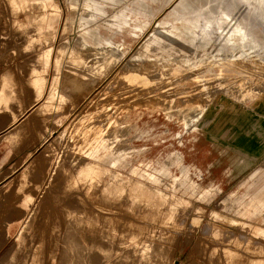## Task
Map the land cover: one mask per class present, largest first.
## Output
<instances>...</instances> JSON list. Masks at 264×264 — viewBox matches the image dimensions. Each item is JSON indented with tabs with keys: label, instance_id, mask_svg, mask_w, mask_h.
I'll list each match as a JSON object with an SVG mask.
<instances>
[{
	"label": "rangeland",
	"instance_id": "obj_1",
	"mask_svg": "<svg viewBox=\"0 0 264 264\" xmlns=\"http://www.w3.org/2000/svg\"><path fill=\"white\" fill-rule=\"evenodd\" d=\"M9 1L0 0V264H39L40 261V264H56L58 260L60 262L59 258H62V252L64 255L61 261L63 262L69 253L68 245H71V242H67L70 241L69 236H75L76 232V235L80 236L81 233L78 231H85L84 225L88 210L85 211L87 207L86 204L84 206V201L86 200L85 203H87V198H89V201H95L96 198L97 200L99 198V204L103 200L102 204L109 206L100 204L104 209L100 208L97 214H99V217L104 215L106 220L103 216L100 217L103 219H92L93 224H96L94 228L98 230V233H94L93 236L97 234L96 236L99 235L100 237L102 234L103 239L101 237L99 239L103 241L105 236H108V239L105 240L106 243L101 241L103 246L100 256L109 253L111 258H116L119 263L122 260L123 262L120 264H128L129 261V264H136L138 256L137 264L139 262L142 264H173V262L176 264H204L206 259L208 264L209 261L211 264H213L212 261H215V264H248L249 262V264H264V204L250 203L252 201L245 203L248 199L244 200L238 197V194L246 190L248 185L253 187L256 184H261L262 179L255 170L258 167L264 168V11L256 9L262 0H34L33 2L31 0V3H27V7L25 5L22 9L19 8V11L23 13L21 15L19 11V13L12 12L14 7ZM4 2H7L8 6ZM31 4L33 5L30 6ZM35 5L39 6L40 9L39 7L36 8ZM91 5H93V8ZM28 6L30 7L29 10ZM35 8L36 10L32 12ZM35 11H39L43 15ZM24 15L26 16L25 19H23ZM9 17L12 22L17 20V23L13 22L12 25ZM19 22H22V24ZM15 24L19 29L14 26ZM38 24L40 25L39 30L35 28ZM236 26L241 27L245 43H247L242 50L237 49L238 34L232 35L229 40L225 38V35L230 33ZM31 28L35 31L33 32ZM45 30H48L46 31L48 33ZM94 30L103 37L109 36L110 40L116 44L123 43L121 49L115 50L118 58L113 65V69L108 72L105 71L102 75L97 74V77L92 78L95 80L94 83H92L91 78L83 80V85L77 81L75 92L74 90L70 92L68 100L66 99L64 103L60 102V104L58 101V103L53 101L52 106L47 105L49 108L46 106L45 110L41 112L42 109L36 105L40 103V99L46 94L53 73H56L58 77V89L60 88L61 77L64 74V65L69 60L65 52L62 55L63 57L60 56V63L56 64L58 67L55 66V60L53 59H55L56 54L54 53H56L55 50L58 46L65 45L67 51L75 46L83 57H86L90 52L89 55L91 56L93 53H103L109 49L103 40L96 44L81 46L84 40H87L88 43L98 40L90 36V33ZM28 31L32 32L29 33ZM28 34H32L33 37L28 36ZM45 36H48L47 39ZM31 45L33 46L32 49ZM23 48H27V51ZM48 48L49 52L47 54L49 56L45 60L43 58H45V52ZM234 53H237L235 55L236 62L244 63L243 68L239 69L233 65L234 62L231 61V57ZM198 56L202 58L198 59ZM2 59L4 62H2ZM30 60L33 62L31 63ZM149 61L150 63H148ZM35 62L37 66L34 64ZM198 63L200 64L198 65ZM147 64H150V66ZM120 66L125 68H122V70ZM147 66H149V70ZM55 69L57 70L55 71ZM125 69H129V72L131 70V72L142 73V76L145 75L149 80L146 88L154 90L151 92V89H146L144 93L145 87L141 83H134V81L130 83L129 79H125L127 78L125 74L128 73ZM118 70H122L123 73L120 71L119 73ZM37 71L40 73L38 74ZM187 71L188 74L185 73ZM152 72L157 75L153 74L154 77H150ZM44 73L47 76V79L45 76L46 82L41 87L38 86L39 83L36 86L33 81L34 77ZM114 74L116 75L114 76ZM117 74L121 75L117 76ZM29 75H31V79ZM28 79L32 82H29L30 85ZM114 80L116 81L114 82ZM105 81L108 83H105ZM117 81L121 83L119 84ZM5 82L7 83L5 84ZM111 82L117 84L113 83V86ZM152 83L154 86H152ZM135 84L137 87H133ZM127 85L130 90L132 88V92L127 88ZM105 86L109 88L106 89ZM77 87L82 88L81 91ZM113 88L116 90H113ZM133 88L136 89L133 90ZM137 88L139 89L137 90ZM127 89L129 90L128 94ZM164 90L166 91L164 92ZM115 91H125L126 93L120 92L123 95L119 96V94H115ZM195 92L196 94H194ZM82 93L84 94L82 95ZM142 93L143 95H141ZM192 93L194 96L191 95ZM151 95L154 100L150 97ZM121 96L129 98V100ZM144 97L147 100L150 99L151 102L147 101L146 98L144 99ZM181 101L185 105L184 108L182 107L179 110L176 105H180ZM61 104L65 105L64 108L63 106L61 108L63 110L60 109ZM74 106L79 109L74 108ZM187 107H192V109L189 110ZM34 108L38 111H35ZM47 108L50 111L46 110ZM166 108H168V111ZM54 109L57 111L56 114ZM58 110H60V113ZM35 112L39 113L36 114ZM40 112L43 115H39ZM44 112L45 114L50 113L47 116L44 115ZM83 112L84 115H82ZM103 119H105V123ZM23 122L24 126H22ZM20 124L21 128L18 127ZM122 130L124 131L122 132ZM106 133L110 135H106ZM177 153L185 167L186 175L182 174V166L176 160ZM87 165H97L102 169L98 174L100 176L95 177V182H93L96 184L92 185L93 189L90 188V191L86 187L88 184L85 185ZM77 181L84 184L81 185V182H79L78 185ZM192 185H196V189L192 188ZM81 186L85 188H81ZM117 187L126 188L124 195L119 193L121 197L117 193ZM95 188H99V191L96 192ZM93 191L96 193L94 194ZM160 192H165L169 198L163 199ZM96 194L100 196H95ZM89 195L91 199L92 197H95V199L91 200ZM130 195L136 196L137 200L139 198L141 204L137 200V202H130V198L127 202V197ZM174 196L181 199V206L179 205V208H177L182 210L180 209V212H178L175 208L178 215L174 212L173 214L168 211L166 213L164 210L169 206L168 204ZM161 199L162 202H165L163 205ZM116 200L121 202L117 204ZM76 201H83L81 202L83 204ZM129 203H134V205L130 207L131 204ZM110 204L111 206L113 204V206L110 207ZM120 204L129 211L119 206ZM145 204L146 206L150 205L149 209L152 206L154 208L150 209L151 211L147 210L148 208L144 211ZM139 206L140 209H138ZM77 207L86 209L83 210L84 212L80 208L77 211ZM156 207L157 210H154ZM109 208L110 210H108ZM111 208L119 209V211H122L120 213L127 218L131 216L128 218L131 220L128 222V219L119 214L118 210L114 209L112 211ZM133 208L137 209V213ZM153 210L158 213L157 216L156 213L154 215ZM85 212L86 215L83 216L82 214H85ZM104 212L105 214L115 215L117 221L113 222L116 219L113 216L110 217V215L108 217L103 214ZM183 212L187 215H184ZM89 214L93 213L89 212ZM136 215H140L144 219ZM167 215H170L169 218L173 216V219H167ZM63 216H65L67 222L63 221ZM175 216L178 217L177 221ZM71 217L73 218L72 222ZM136 217L135 221L134 218ZM120 218V222L124 224L118 222ZM107 219L109 220L107 221ZM112 219L114 220L110 221ZM60 220H62L60 222L61 227L59 226ZM132 220V225H135L133 226L134 229L128 231L131 230L129 227H132L130 224ZM144 220H147V222L145 223ZM158 220H163V222L160 221L161 224H159V222L157 223ZM109 222H113L114 225L118 223V226L115 225L114 229L111 226L113 223ZM119 223L123 226L121 227ZM208 223L214 229L225 234L212 232L209 236H206L202 232ZM143 224L147 225L146 229ZM125 225L130 226L125 227ZM139 225L143 231L144 229L147 232L150 229L152 231L150 230L148 233L140 231L142 235L139 236ZM119 226L121 229L117 228ZM62 227H64L63 230ZM78 227L81 228L78 229ZM67 228L69 232H66ZM170 228H174L171 229L174 231H171ZM55 229L58 233L54 231ZM70 229L72 232L78 230L72 235ZM100 229L103 231H99ZM120 230L125 235H122ZM64 231L68 234L71 233L67 235ZM133 231H136V233L134 234ZM151 234L155 238L151 237ZM212 234L214 238L211 237ZM57 235L61 238L59 236L57 238ZM63 235L65 236L62 237ZM115 235L119 238H116ZM135 235L142 237L139 238ZM199 235L200 237H198ZM235 235L244 238L247 236L245 240L249 237V242L245 243L244 238L237 239L238 236ZM78 236L75 237L78 238ZM147 236H150V238ZM221 237L224 241L229 237L231 238L224 242L221 241ZM65 238L68 240L66 241ZM204 238L206 240H203ZM53 239H55L54 243ZM201 239L202 241H200ZM112 240H115V242ZM125 240H128L129 243ZM137 240L139 248L137 247ZM238 240H241V242ZM215 241L216 244L221 242L223 245L220 243L218 247L213 244ZM116 242H119V245ZM144 242H146V247ZM208 242H210V245L207 244ZM49 243L50 245L53 243V245L50 246ZM54 244H57V246ZM131 244L132 247H130ZM156 244H159L158 248L162 247L159 250L163 255L157 250ZM205 244L208 248H203L206 247ZM60 245H62L63 250H61ZM214 245L218 247L219 251ZM220 245L222 246L220 247ZM246 245L247 247H245ZM249 245L255 249L257 248V250L249 247ZM118 246L122 248L117 249ZM209 247L212 252H210ZM213 247L215 251H213ZM237 247L241 249H238V251ZM234 248L236 249L234 250ZM150 249L157 251L159 255L157 252H154L155 254L151 253L152 250L150 251ZM126 251L132 252L128 254ZM51 252L56 253L55 256H49ZM137 253L138 256H136ZM130 254L132 255L129 256ZM119 255L125 256H122V259L121 256L118 258ZM234 255L236 258H234ZM127 256L129 260L125 259ZM211 258L214 260H209ZM147 259L151 260L148 261ZM163 259L165 260L163 261ZM230 259H232V262ZM117 260L114 264L117 263ZM171 261L173 262L171 263ZM59 262L57 263H65ZM207 263L205 262V264Z\"/></svg>",
	"mask_w": 264,
	"mask_h": 264
},
{
	"label": "bare ground",
	"instance_id": "obj_2",
	"mask_svg": "<svg viewBox=\"0 0 264 264\" xmlns=\"http://www.w3.org/2000/svg\"><path fill=\"white\" fill-rule=\"evenodd\" d=\"M7 1V0H6ZM11 1V3L13 4V7H14V9H13V11L12 12H18L20 9L19 8H23L25 5H26V7H27V3H29L31 0H10ZM9 1V2H10ZM34 0H32V2H33ZM37 1V0H36ZM5 3V2H4ZM31 3V2H30ZM36 3V2H35ZM34 3V4H35ZM9 4V3H8ZM5 5H7V2L5 3ZM33 4H31L30 6H32ZM8 6V5H7ZM41 6V5H40ZM3 7V6H2ZM10 7V6H9ZM8 7V8H9ZM12 7V6H11ZM10 7V8H11ZM29 7V6H28ZM35 7L36 8H38L39 6H36L35 5ZM83 7V6H82ZM91 7L93 8V5H91ZM32 8H34V7H32ZM36 8L35 9H33V11L32 12H34V10H36ZM84 8V7H83ZM30 9V7L28 8V10ZM39 9H40V7H39ZM75 9V8H74ZM85 9V8H84ZM257 10H261V11H264V0H262V2L260 3L259 2V4H258V6H257V8H256ZM32 10V9H31ZM73 10V9H72ZM23 11H24V9H23ZM20 12V11H19ZM18 12V13H19ZM25 12V11H24ZM29 12V11H28ZM31 12V13H32ZM36 13H38L37 11H35ZM72 12V11H71ZM83 12V11H82ZM10 13H11V10H10ZM74 13V12H73ZM3 14V13H2ZM9 14V13H8ZM8 14H7V17H8ZM21 14H23L22 12H20V15ZM34 14V13H33ZM39 14H41V15H43L41 12H39ZM10 15V14H9ZM12 15V14H11ZM40 15V16H41ZM15 16V15H14ZM28 16V15H27ZM11 17H13V16H11ZM20 17V16H19ZM19 17H17V18H19ZM22 17V16H21ZM24 18L23 19H25L26 18V16L24 15L23 16ZM33 17V16H32ZM36 17V16H35ZM4 18V17H3ZM15 18V17H14ZM34 18V17H33ZM32 18V19H33ZM8 19V18H7ZM9 19H10V17H9ZM8 19V20H9ZM30 19V18H29ZM38 19V18H37ZM39 19H40V17H39ZM43 19V18H42ZM41 19V20H42ZM10 21H11V19H10ZM32 22H33V20H31ZM67 21V20H66ZM12 22V21H11ZM14 23L16 22L17 23V20H14L13 21ZM13 22H12V25H13ZM24 22V21H23ZM63 22V21H62ZM20 23V22H19ZM27 23V22H26ZM36 23H37V20H36ZM39 23H40V21H39ZM20 24H22V22L20 23ZM41 24V23H40ZM28 25H29V23H28ZM66 25V24H65ZM9 26V25H8ZM14 26H16V24L14 25ZM32 26V25H31ZM31 26H29V27H31ZM34 26H36V25H34ZM39 24L37 25V27H35V28H37L38 30H39ZM17 27V26H16ZM19 27H20V25H19ZM22 27H23V25H22ZM47 27H49V26H47ZM18 28V27H17ZM28 28V27H27ZM19 29V28H18ZM29 29V28H28ZM31 29H33V28H31ZM47 29V28H46ZM63 29V28H62ZM20 30H21V27H20ZM24 30V29H23ZM49 30V29H48ZM48 30H45V32L46 31H48ZM13 31V30H12ZM26 31V30H25ZM25 31H24V33H25ZM35 31V29H33V32ZM63 31H64V29H63ZM17 32V31H16ZM19 32V31H18ZM29 33H31L30 31H28ZM39 32H41V31H39ZM52 32V31H51ZM46 33H48V32H46ZM49 33H50V31H49ZM23 34V33H22ZM26 34V33H25ZM33 34V33H32ZM32 34H28V36H32ZM36 34V33H35ZM35 34H34V37H35ZM235 34H238V36H237V49H239V50H242L246 45H247V43H245V40H244V34H243V31L241 30V27H235L230 33H228L227 35H225V38L227 39V40H229V38H231V36L233 35V36H235ZM51 35V34H50ZM26 36V35H25ZM39 36V35H38ZM40 36H42V35H40ZM90 36H93L95 39L97 38L98 40L96 41H92L91 43H88V41L87 40H84L83 42H82V44H81V46H87L88 44H96V43H98L100 40H103L104 41V43L108 46V50L107 51H104L103 53H93V54H91V56L89 55H87L86 57L84 56H81V54H79V51L76 49V47L75 46H72L71 48H69L68 49V51L66 50V46L64 45V46H56L57 47V49L55 50L56 51V53H54V54H56V56H55V59H53V60H55V66H57L56 64H59L60 63V56H62L65 52H66V54L68 55V62L64 65V69H63V72H64V74L62 75V77H61V80H60V88H58L57 89V87H58V77H57V75H56V73L54 74L53 73V77L51 78V81H50V83H49V87L47 88V90H46V94L44 95V96H42V98L40 99L41 101H40V103L39 104H37L36 106L38 107V108H40V109H42V111L41 112H43L44 110H45V108H46V106L47 105H49V107L50 106H52V104L54 103L53 101H55V102H59V104H60V102L61 103H64V101L68 98V97H70L69 95H70V92H72V90H74L75 89V84H76V82L78 81V82H80L79 84H81V85H83V80H85V79H92L93 77H97V74H100V75H102V74H104L105 73V71H109V70H112L113 69V65L115 64V62H116V60H117V58H118V55H117V53L115 52V50H118V49H121V46L123 45V43H114V42H112L111 40H110V37L109 36H107V37H103L101 34H99L98 32H95V30L93 31V32H91L90 33ZM11 37V36H10ZM33 37V36H32ZM46 37H48V36H45V38ZM51 37H52V35H51ZM15 38V37H14ZM27 38H29V37H27ZM37 38V37H36ZM40 38V37H39ZM43 38V37H42ZM50 38V37H49ZM10 39V38H9ZM16 39V38H15ZM20 39H21V37H20ZM31 39H33V38H31ZM47 39V38H46ZM23 40V39H22ZM21 40V41H22ZM12 41V40H11ZM17 41V40H16ZM24 41V40H23ZM25 41H26V39H25ZM32 41V40H31ZM48 41V40H47ZM10 42V41H9ZM29 42V41H28ZM52 42V41H51ZM22 43V42H21ZM31 43V42H30ZM33 43H34V41H33ZM43 43H44V41H43ZM42 43V44H43ZM77 43V42H76ZM11 44V43H10ZM15 44V43H14ZM14 44H12V45H14ZM35 44H36V40H35ZM34 44V45H35ZM41 44V45H42ZM61 44V43H60ZM250 44V43H249ZM11 45V46H12ZM17 45V44H16ZM27 45V44H26ZM8 46V45H7ZM32 46V45H31ZM250 46V45H249ZM27 47V46H26ZM21 48V47H20ZM28 48H30V47H28ZM33 48V46L31 47V49ZM87 49H88V47H86ZM23 49H25V48H23ZM27 49V48H26ZM25 49V50H26ZM94 49V48H93ZM21 50H22V48H21ZM46 50V49H45ZM84 50L85 51H87L85 48H84ZM151 50V49H150ZM6 51H7V49H6ZM16 51H18V50H16ZM27 51V50H26ZM44 51V50H43ZM90 51H91V49H90ZM97 51V50H96ZM32 52V51H31ZM49 52V48H48V50L45 52L46 54H45V58H43V59H48V53ZM81 52V51H80ZM120 52V51H119ZM16 53H18V52H16ZM21 53V52H20ZM25 53H27V52H25ZM41 53V52H40ZM139 54V53H138ZM237 53H234L233 55H232V57H231V61H233L234 63H233V65L236 67V68H239V69H241V68H243V66H244V63H239V62H236L237 60H235L236 58H235V55H236ZM16 56V55H15ZM18 56V55H17ZM33 56V55H32ZM6 57V56H5ZM28 57V56H27ZM31 57V56H30ZM35 57V56H34ZM33 57V58H34ZM38 57V56H37ZM40 57V56H39ZM63 57V56H62ZM134 57V56H133ZM138 57V56H137ZM156 57H158L157 55H156ZM196 57V56H195ZM239 57V56H238ZM135 58H136V56H135ZM142 58V57H141ZM198 59L199 58H202L201 56H198L197 57ZM205 58H207V57H205ZM240 58V57H239ZM15 59V58H14ZM38 59V58H37ZM130 59V58H129ZM151 59V58H150ZM208 60H210L209 58H207ZM3 60V59H2ZM22 60V59H21ZM122 60V59H121ZM158 60V59H157ZM220 60V59H219ZM26 61V60H25ZM24 61V62H25ZM35 61V60H34ZM52 61V60H51ZM147 61V60H146ZM159 61H161L160 59H159ZM178 61V60H177ZM2 62H4V60L2 61ZM20 62V61H19ZM30 62H31V60H30ZM33 62V61H32ZM31 62V63H32ZM122 62V61H121ZM128 62V61H127ZM143 62V61H142ZM141 62V63H142ZM16 63V62H15ZM18 63V62H17ZM27 63V62H26ZM25 63V64H26ZM119 63V62H118ZM148 63H150V61L148 62ZM191 63V62H190ZM19 64V63H18ZM36 66H37V63L35 62L34 63ZM127 64V63H126ZM125 64V65H126ZM131 64V63H130ZM189 64V63H188ZM197 64V63H196ZM200 63H198V65H199ZM32 65V64H31ZM39 65V64H38ZM52 65H54L53 63H52ZM119 65V64H118ZM133 65H134V63H133ZM147 65H149L150 66V64H147ZM153 65V64H152ZM155 65V64H154ZM28 66V65H27ZM30 66V65H29ZM33 66V65H32ZM127 66V65H126ZM128 66H130V65H128ZM137 66V65H136ZM144 66V65H143ZM149 66H147V68L149 67ZM8 67V66H7ZM21 67H22V65H21ZM24 67V66H23ZM41 67V66H40ZM58 67V66H57ZM164 67V66H163ZM1 68H4V67H1ZM13 68V67H12ZM18 68H19V66H18ZM35 68V67H34ZM39 68V67H38ZM42 68V67H41ZM120 68H121V66H120ZM123 69L125 68L124 66L122 67ZM121 68V69H122ZM131 68V67H130ZM129 68V69H130ZM133 68V67H132ZM5 69V68H4ZM30 69H31V67H30ZM36 69V68H35ZM44 69V68H43ZM122 69V70H123ZM128 69V70H129ZM143 69V68H142ZM192 69V68H191ZM14 70V69H13ZM37 70V69H36ZM39 70V69H38ZM57 69H55V71H56ZM122 70L120 71V70H118V72L120 71V72H122ZM128 70H126L125 69V71H128ZM148 70H149V68H148ZM163 70V69H162ZM169 70V69H168ZM250 70V69H249ZM21 71H23V70H21ZM34 71V70H33ZM33 71H32V73H33ZM43 71V70H42ZM41 71V72H42ZM45 71V70H44ZM133 71V70H132ZM151 71H155V70H151ZM158 71V70H157ZM166 71V70H165ZM14 72V71H13ZM26 72H27V69H26ZM31 72V71H30ZM38 72V71H37ZM112 72V71H111ZM119 72V73H120ZM142 72V71H141ZM147 72H149V71H147ZM29 73V72H28ZM40 72H38V74H39ZM51 73H52V71H51ZM118 73V74H119ZM123 73V72H122ZM121 73V74H122ZM131 73V74H130ZM185 73H187L188 74V71L187 72H185ZM184 73V74H185ZM190 73V72H189ZM192 73V72H191ZM250 73V72H249ZM37 74V73H36ZM48 74V73H47ZM117 74V76H120V75H118ZM129 74V75H128ZM142 73H137V71H134V72H131V70H130V72L128 71V73L126 72V74H125V76H127V78H125V79H129V81H130V83L132 82V81H134V83H136V82H138V83H141L145 88H144V93H145V90L147 89H151V88H146V85H148V81L149 80H147V77H145V75L144 76H142L141 75ZM145 74V73H144ZM147 74V73H146ZM152 75L150 76V77H154V75L153 74H156V73H154V72H152L151 73ZM168 74V73H167ZM184 74H183V76H184ZM264 74V73H263ZM32 75V74H31ZM31 75H29V78L31 77ZM116 74H114V76H115ZM157 75V74H156ZM155 75V76H156ZM186 75V74H185ZM26 76H28V75H26ZM45 76H46V74L44 73V74H40V75H36V77H34V79H33V81H34V83L36 84V86H37V83H39L38 84V86H40L41 87V85H43V83L44 82H46L45 81ZM109 76V75H108ZM113 76V77H114ZM159 76V75H158ZM258 76V75H257ZM101 77V76H100ZM78 78V79H77ZM106 78V77H105ZM119 78V77H118ZM31 79V78H30ZM46 79H47V76H46ZM110 79V78H109ZM111 79H112V77H111ZM150 80H152L151 78H149ZM167 79V78H166ZM177 79V78H176ZM29 80V79H28ZM27 80V81H28ZM99 80V79H98ZM116 80H117V78H116ZM116 80H114V82L116 81ZM120 80H123V79H120ZM126 80V81H127ZM170 80V79H169ZM6 81V80H5ZM91 81H93L92 83H94V81L95 80H91ZM111 81V80H110ZM172 81V80H171ZM247 82H248V80H246ZM254 81V80H253ZM8 82V81H7ZM7 82H5V84L7 83ZM29 82H31V80H29L28 81V84L30 85V83ZM102 82H104V81H102ZM114 82H111L112 83V85L114 86ZM123 82V81H122ZM128 82V81H127ZM164 82V81H163ZM166 82H167V80H166ZM165 82V83H166ZM264 82V81H263ZM32 83V82H31ZM96 83L98 84V82L96 81ZM105 83H108V82H106L105 81ZM114 83V84H113ZM117 83H119V81H117ZM116 83V84H117ZM121 83V82H120ZM119 83V84H120ZM164 83V84H165ZM243 83H245L244 81H243ZM250 83V82H249ZM249 83H247V84H249ZM9 84V83H8ZM48 84V83H47ZM115 84V85H116ZM140 84V85H141ZM153 84V83H152ZM13 85V84H12ZM45 85V84H44ZM112 85H111V88H112ZM139 85V86H140ZM158 85V84H157ZM161 85V84H160ZM166 85V84H165ZM164 85V86H165ZM4 86V85H3ZM9 86V85H8ZM31 86H33V85H31ZM46 86V85H45ZM94 86V85H93ZM107 86V85H106ZM105 86V87H106ZM118 86H120V85H118ZM124 86V85H123ZM131 86V85H130ZM142 86V87H143ZM152 86H154V84L152 85ZM7 87V86H6ZM34 87V86H33ZM43 87V86H42ZM81 87V86H80ZM98 87V86H97ZM100 87V86H99ZM104 87V88H105ZM133 87H137V85L135 84V86H133ZM149 87H151V86H149ZM159 87H161V86H159ZM32 88V87H31ZM45 88V87H44ZM78 88V87H77ZM76 88V89H77ZM109 88V87H108ZM107 87H106V89H108ZM116 88V87H115ZM115 88H113V90L115 89ZM118 88H121V87H118ZM117 88V89H118ZM123 88V87H122ZM125 88V87H124ZM127 88L129 89V86L127 85ZM157 88V87H156ZM155 88V89H156ZM232 88V87H231ZM36 89V88H35ZM34 89V92L36 91ZM79 89V88H78ZM78 89H77V93H78ZM82 89V88H81ZM81 89H79L80 91H81ZM127 89V94H128V92H129V90ZM136 89V88H135ZM134 88H133V90H135ZM139 88H137V90H138ZM142 89V88H141ZM158 89V88H157ZM202 89V88H201ZM91 90H92V88H91ZM97 90V89H96ZM105 90V89H104ZM112 90V89H111ZM116 90V89H115ZM118 90H120V89H118ZM125 90V89H124ZM131 90H132V88H131ZM130 90V92H132ZM152 90H154V89H151V92H152ZM260 90V89H259ZM263 90V89H262ZM44 91V90H43ZM79 91V92H80ZM95 91V90H94ZM102 91V90H101ZM126 91V90H125ZM125 91H120V92H124V94L126 93ZM139 91H141V90H139ZM166 90H164V92H165ZM173 91V90H172ZM194 91H196V90H194ZM74 92H75V90H74ZM93 92V91H92ZM108 92H109V90H108ZM116 92V91H115ZM120 92H116L115 94H119V96L120 95H123V94H120ZM137 92V91H136ZM163 92V91H162ZM191 92V91H190ZM199 92V91H198ZM36 93V92H35ZM39 93V92H38ZM43 93V92H42ZM84 93L86 94V92L84 91ZM84 93H82V95L84 94ZM94 93V92H93ZM150 93V92H149ZM158 93V92H157ZM172 93V92H171ZM72 94V93H71ZM74 94V93H73ZM72 94V95H73ZM99 94V93H98ZM100 94H102V92H100ZM99 94V96H101ZM134 94V93H133ZM137 94H138V92H137ZM136 94V95H137ZM154 94H156V93H154ZM162 94V93H161ZM166 94V93H165ZM194 94H196V92L194 93ZM198 94V93H197ZM199 94H201V93H199ZM37 95V94H36ZM40 95V94H39ZM71 95V96H72ZM90 95H92V94H90ZM96 96H97V94H95ZM140 95V94H139ZM141 95H143V93L141 94ZM146 95V94H145ZM160 95V94H159ZM164 95V94H163ZM191 95H193V93L191 94ZM202 95V94H201ZM35 96V95H34ZM80 96V95H79ZM96 96H95V99H96ZM108 96V95H107ZM106 96V97H107ZM117 96V95H116ZM131 96V95H130ZM155 96V95H154ZM187 96H189V95H187ZM194 96V95H193ZM76 97V96H75ZM86 97V96H85ZM88 97V96H87ZM86 97V98H87ZM104 97V96H103ZM102 97V98H103ZM121 97H124V96H121ZM132 97H134L133 95H132ZM140 97V96H139ZM150 97H152V95L150 96ZM178 97V96H177ZM35 98V97H34ZM74 98V97H73ZM83 98V97H82ZM102 98H100V99H102ZM125 99H128L129 100V98H126V97H124ZM146 97H144V99H145ZM158 98H159V96H158ZM158 98H157V100H158ZM176 98V97H175ZM174 98V99H175ZM85 99V98H84ZM95 99H93V100H95ZM99 99V100H100ZM113 99V98H112ZM120 99H122V98H120ZM137 99V98H136ZM152 99H153V97H152ZM151 99V100H152ZM155 99H156V97H155ZM190 99V98H189ZM188 99V100H189ZM193 99H195L194 97H193ZM35 100V99H34ZM68 100V99H67ZM70 100V99H69ZM82 100V99H81ZM103 100V99H102ZM107 100V99H106ZM118 100V99H117ZM127 100V101H128ZM146 100H147V98H146ZM149 101H150V99H148ZM147 100V101H148ZM154 100V99H153ZM179 100H180V98H179ZM71 101V100H70ZM112 101H114V100H112ZM121 101V100H120ZM123 101V100H122ZM125 101V100H124ZM123 101V102H124ZM177 101V100H176ZM185 101V100H184ZM36 102V101H35ZM34 102V103H35ZM53 102V103H52ZM57 102V103H58ZM66 102H69V101H66ZM73 102H76V101H73ZM100 102V101H99ZM151 102V101H150ZM156 103H157V101H155ZM159 102V101H158ZM162 102V101H161ZM193 102V101H192ZM52 103V104H51ZM71 103V102H70ZM85 103V102H84ZM92 103V102H91ZM97 103V102H96ZM102 103V102H101ZM167 103H168V101H167ZM171 103H172V101H171ZM32 104V103H31ZM30 104V105H31ZM73 104V103H72ZM75 104V103H74ZM141 104H142V102H141ZM180 105H176L178 108H179V110H180V108L182 109V107L185 105V103L183 102V101H181L180 103H179ZM56 105V104H55ZM65 105H66V103H65ZM65 105H62L61 104V107H60V109L62 108V106H63V108H64V106ZM82 105H83V103H82ZM90 105H92V104H90ZM166 105V104H165ZM58 106V105H57ZM84 106H85V104H84ZM167 106V105H166ZM190 106V105H189ZM28 107V106H27ZM33 107H35V106H33ZM48 107V106H47ZM48 107V108H49ZM80 107H82V106H80ZM186 107V106H185ZM193 107V106H192ZM192 107H187L189 110L190 109H192ZM48 108L46 109V110H48ZM74 108H77V109H79L78 107H75L74 106ZM184 108V107H183ZM186 108V109H187ZM86 109V108H85ZM167 109V111H168V108H166ZM34 110H35V108H34ZM37 111H38V109H36ZM35 110V111H36ZM51 110H52V108H51ZM55 110V114H56V109H54ZM61 110H63V109H61ZM71 110V109H70ZM73 110V109H72ZM33 111V110H32ZM48 111H50V109L48 110ZM59 111V113H60V110H58ZM102 111V110H101ZM188 111V110H187ZM23 112V111H22ZM34 112V111H33ZM40 112V113H41ZM71 112V111H70ZM36 113V112H35ZM39 113V112H38ZM38 113H36V114H38ZM50 113V112H49ZM49 113H47V114H49ZM65 113V112H64ZM29 114V113H28ZM27 114V115H28ZM33 114V113H32ZM47 114H45V112H44V115H47ZM101 114V113H100ZM33 115H35V114H33ZM39 115H43L42 113L41 114H39ZM82 115H84V112H83V114ZM48 116V115H47ZM56 116V115H55ZM60 116V115H59ZM86 116V115H85ZM100 116V115H99ZM101 116H102V114H101ZM44 117V116H43ZM46 117V116H45ZM50 117V116H49ZM84 117V116H83ZM115 117V116H114ZM122 117V116H121ZM47 118V117H46ZM116 118V117H115ZM23 119H24V117H23ZM19 120V119H18ZM100 120V119H99ZM104 120V123H105V119H103ZM118 120V119H117ZM101 121V120H100ZM78 122V121H77ZM99 122V121H98ZM121 122V121H120ZM73 123V122H72ZM76 123V122H75ZM102 123H103V121H102ZM17 124V123H16ZM23 125L22 126H24V122L22 123ZM99 124V123H98ZM18 125V124H17ZM112 125V124H111ZM70 126V125H69ZM11 127H13V126H11ZM16 127V126H15ZM18 127H20L21 128V124H20V126H18ZM125 127H127V126H125ZM19 129V128H18ZM124 129H126V128H124ZM8 131H9V129H7ZM11 130V129H10ZM15 130V129H14ZM14 130H12L13 132H14ZM71 131V130H70ZM120 131V130H119ZM124 130H122V132H123ZM5 132V131H4ZM16 132V131H15ZM20 132V131H19ZM107 132V131H106ZM127 132V131H126ZM109 133H110V131H109ZM108 133V134H109ZM113 133V132H112ZM3 134H5V133H3ZM2 134V135H3ZM13 135L15 134V133H12ZM17 134V133H16ZM107 133H106V135H108ZM111 134V133H110ZM109 134V135H110ZM122 134V133H121ZM90 135V134H89ZM1 136V135H0ZM118 136V135H117ZM13 137V136H12ZM120 137V136H119ZM2 138V137H1ZM50 140V139H49ZM54 141V140H53ZM113 141V140H112ZM54 144V143H53ZM107 145V144H106ZM121 145H122V143H121ZM127 145V144H126ZM123 147H124V145H123ZM57 149V148H56ZM47 151V150H46ZM176 160H177V162H178V164L180 165V166H182L181 167V171H182V174L183 175H186V170H185V167L183 166V164H182V162H181V158H180V156L178 155V153H177V155H176ZM87 163V162H86ZM176 165V164H175ZM76 167V166H75ZM86 168V167H85ZM103 168V167H102ZM83 169V168H82ZM77 170V169H76ZM101 167H99V166H97V165H87V168H86V175H85V179H86V182H85V185L86 184H88L86 187H87V190L88 191H90L91 189L90 188H92L93 189V187H92V185L94 184H96V183H94L95 182V177L98 175V174H100V172H101ZM75 171V170H74ZM77 173V172H76ZM106 174H107V172H106ZM111 174V173H110ZM109 174V175H110ZM60 175V174H59ZM112 175V174H111ZM111 175H110V177H111ZM98 176H100V175H98ZM97 176V177H98ZM102 177V176H101ZM101 177H100V179H101ZM74 178H76V177H74ZM102 178H104V177H102ZM99 179V180H100ZM108 179H111V178H108ZM79 180V179H78ZM106 180V179H105ZM132 180V179H131ZM85 181V180H84ZM94 181V182H93ZM78 182V185L80 184L79 182H81V181H77ZM101 182H102V180H101ZM130 182H132V181H130ZM72 183V182H71ZM103 183V182H102ZM84 183H82L81 182V185H83ZM99 184V183H98ZM77 184H76V186H78ZM84 185V186H85ZM93 185V186H94ZM121 185V184H120ZM148 185V184H147ZM76 186H75V188H76ZM109 186V185H108ZM143 186V185H142ZM149 186V185H148ZM147 186V187H148ZM80 187V186H79ZM83 186H81V188H82ZM100 187V186H99ZM126 187H127V185H126ZM150 187V186H149ZM152 187V186H151ZM81 188H79V189H81ZM83 188H85V187H83ZM118 189V194L120 193V194H123L124 192H125V190H126V188L125 187H117ZM128 188V187H127ZM192 188H194V189H196V185H192ZM90 189V190H89ZM96 189V188H95ZM99 189V188H98ZM98 189H96L95 191L97 192V191H99ZM85 191H86V189H84ZM152 190V189H151ZM153 190H155V189H153ZM75 191V190H74ZM81 191V190H80ZM87 191V192H88ZM95 191H93L94 192V194L96 193ZM127 192V191H126ZM137 192V191H136ZM128 193V192H127ZM127 193H125L126 195H127ZM140 193V192H139ZM77 194H79V193H77ZM82 194V193H81ZM89 194H90V192H89ZM93 193H91V195H92ZM94 194H93V196H94ZM100 194V193H99ZM98 194V195H99ZM115 194V193H114ZM119 194V195H120ZM133 194V193H132ZM160 194H161V196L163 197V199H166L167 197H168V195L164 192H160ZM170 194V193H169ZM84 195H87V194H84ZM83 195V196H84ZM97 194L95 195V196H98ZM124 195V194H123ZM138 195V194H137ZM174 195V194H173ZM100 196V195H99ZM116 196H118V195H116ZM128 196V195H127ZM130 196H132V197H130ZM129 197H127L126 199H127V202L129 201V198L131 199V201L130 202H134V201H136L137 200V197L136 196H134V195H130ZM140 196V195H139ZM88 197V196H87ZM87 197H85V198H87ZM89 197H90V195H89ZM119 197H121V195L119 196ZM161 197V198H162ZM83 198V197H82ZM93 198L95 199V197H92V199H91V197H90V199L91 200H93ZM118 198V197H117ZM169 198V197H168ZM88 199V201H87V203H85V201H84V206H85V204H86V207H87V209L86 208H84V209H86L85 211L87 212V210H88V213H87V215H86V212H85V214L83 213L82 215L83 216H85L86 215V223H85V231L83 232H81V231H78V232H80L81 233V235L80 236H78V234L76 235V231L79 229V228H81V227H78V229L75 231V232H72V230H71V232H72V235H73V233H75V236H78V238H76L75 236H69V238L68 239H70V241H67L68 239H66L65 238V240L67 241V242H71L70 244L71 245H68V243H67V245L69 246H67L69 249V253L66 255L67 257H65L66 259H64V261L63 262H65L64 264H114L115 262H116V258H111V254H104L103 256H102V254H101V256H100V253H101V250H102V243H104V241L105 240H107L108 239V236H105L104 234V232H106V231H104L103 233V237L105 236V240L103 241L102 239V234H101V238L102 239H99L100 237H99V235L98 236H96L97 234H95V236H93L94 235V233H98V230H96V228H94V225H96L95 223L93 224V221H92V219H98V218H100L101 216H103V218L105 217L104 215H101L100 217H99V214H97V212H99L100 211V208H102V209H104L103 208V206H100V204H102V201L103 200H101V203L99 204V198H98V200H97V198L95 199V201L93 200V201H89V198H87ZM104 199V198H103ZM109 199V198H108ZM120 199V198H119ZM122 199V198H121ZM80 200H82V199H80ZM84 200V199H83ZM112 200V199H111ZM124 200H125V198H124ZM168 200V199H167ZM170 200V199H169ZM110 201V200H109ZM114 201V200H113ZM123 201V200H122ZM137 201H139V198H138V200ZM136 201V202H137ZM164 201V200H163ZM72 202V201H71ZM75 202V201H74ZM77 202V201H76ZM78 202H83V201H78ZM77 202V203H78ZM115 202V201H114ZM119 202V201H118ZM117 202V200H116V203L117 204H119ZM125 202V201H124ZM127 202H125V203H127ZM142 202V201H141ZM79 203V204H80ZM104 203V202H103ZM107 203H108V201H107ZM109 203H111V202H109ZM144 203V202H143ZM142 203V204H143ZM161 203H162V205L165 203V202H162V199H161ZM180 203H181V199H180V197H177V196H174V197H172V199H171V201L169 202V206H167L166 208H167V210H166V208L164 209L165 210V212L166 213H168V212H172V214H173V212L174 213H176L175 212V208H177L179 205H180ZM81 204H83V203H81ZM123 204V203H122ZM129 204H131V203H129ZM138 204V203H137ZM139 204H141L140 203V201H139ZM138 204V205H139ZM185 204V203H184ZM73 205V207H74V204H72ZM75 205H77V204H75ZM102 205H105V204H102ZM109 205V204H108ZM128 205V204H127ZM132 205H134V203L133 204H131L130 205V207L132 206ZM137 205V206H138ZM151 205H154V204H151ZM69 206V205H68ZM80 206V205H79ZM105 206H107V204L105 205ZM112 206H113V204H112ZM111 206V204H110V207H112ZM114 206H115V204H114ZM119 206H121V204L119 205ZM125 206V205H124ZM135 206H136V203H135ZM141 206V205H140ZM138 207V209H140L141 207ZM145 206H146V204H145ZM150 206V205H149ZM149 206H146V207H144L143 209H145L144 211H146V209L147 210H150V209H152V208H154L153 206H152V208H150L149 209ZM156 206V205H155ZM160 206V205H159ZM181 206V205H180ZM71 208H72V206H70ZM69 207V208H70ZM82 207V206H81ZM81 207H77V211H79L78 209L80 208L81 209ZM107 207H109V206H107ZM118 207V206H117ZM122 207V206H121ZM127 207H129V206H127ZM157 207H158V204H157ZM157 207H156V209H154V210H157ZM162 206H160V208H161ZM218 207V206H217ZM68 208V207H67ZM68 208V209H69ZM70 208V209H71ZM75 208V207H74ZM122 208H124L125 209V207H122ZM121 208V209H122ZM136 208V207H135ZM179 208V207H178ZM176 209V210H178V212H180L179 210L181 209ZM84 209H81L82 211L84 210ZM106 209V208H105ZM112 209V208H111ZM115 209V208H114ZM114 209H112V211L114 210ZM134 209V208H133ZM132 209V210H133ZM162 209H163V207H162ZM185 209V208H184ZM80 210V212H82ZM108 210H110V208L108 209ZM116 210V209H115ZM118 210V212H119V214H121L120 212H122V211H119V209H117ZM116 210V211H117ZM123 210V209H122ZM125 210H127V209H125ZM135 210V209H134ZM133 210V211H134ZM154 210H153V213H154V215H155V213L156 212H154ZM164 210H163V212H164ZM174 210V211H173ZM182 210V209H181ZM196 210V209H195ZM72 211V210H71ZM71 211H70V213H71ZM75 211V210H74ZM115 211V212H116ZM127 211H129V210H127ZM127 211H125V212H127ZM137 211V209L135 210V212ZM139 211V210H138ZM141 211H143V210H141ZM151 211V210H150ZM150 211H148V212H150ZM162 211V210H161ZM160 211V212H161ZM168 211V212H167ZM201 211H203V210H201ZM257 211V210H256ZM84 212V211H83ZM89 212H91V213H93V214H89ZM108 212V211H107ZM106 212V213H107ZM159 212V213H160ZM165 212H164V214H165ZM185 212V211H184ZM184 212H183V214H184ZM189 212V211H188ZM196 212V211H195ZM110 213V212H109ZM124 213V212H123ZM129 213V212H128ZM137 213V212H136ZM135 213V214H136ZM143 213V212H142ZM152 213V212H151ZM162 213V212H161ZM160 213V214H161ZM187 213V212H186ZM199 213H200V211H199ZM66 214V213H65ZM76 214V213H75ZM97 214V215H96ZM100 214H101V212H100ZM103 214H105V212L103 213ZM113 214V213H112ZM114 214H117V213H114ZM130 215H131V213H129ZM129 214H128V216H129ZM139 214V213H138ZM145 214V213H144ZM164 214H163V217H164ZM171 214V213H170ZM177 215H178V213H176ZM182 214V213H181ZM182 214V215H183ZM202 214V213H201ZM105 215H110V214H105ZM122 215V214H121ZM127 215V214H126ZM132 215H133V213H132ZM141 215V214H140ZM140 215L138 216V215H136L137 217H139V218H141L140 217ZM153 215V216H154ZM158 215V213H156V216ZM184 215H187V214H184ZM66 216V215H65ZM65 216H63V218L65 217ZM76 216V215H75ZM74 216V217H75ZM111 216H113V215H110V217ZM115 216V215H114ZM113 216V218H115ZM122 216H124V214L122 215ZM168 216V218L167 219H169V220H171V219H173V216H172V218L170 219L169 218V216L170 215H167ZM79 217V216H78ZM109 217V216H108ZM107 217V218H108ZM117 217H118V215H117ZM125 218H127L126 216H124ZM131 216H129L128 218H130ZM137 217L136 218H134V220L135 219H137ZM166 217V216H165ZM177 216H175V218H176ZM77 218V217H76ZM84 218V217H83ZM103 218H100V219H103ZM127 218V219H128ZM143 218V217H142ZM72 217H71V222H72ZM79 219H80V217H79ZM99 219V220H100ZM109 219H111V218H109ZM109 219H107V221L109 220ZM116 219V218H115ZM118 219H119V217H118ZM123 219V218H122ZM144 219V218H143ZM142 219V220H143ZM154 219V218H153ZM157 219V218H156ZM164 219V218H163ZM167 219H165V220H167ZM177 219H178V217L176 218V221H177ZM99 220H97V221H99ZM105 220H106V217H105ZM105 220H103V221H105ZM114 219H112V220H110V221H113ZM131 219H128V222L130 221ZM168 220V221H169ZM63 221H66L65 220V218H64V220ZM69 221V220H68ZM84 221V220H83ZM101 221V220H100ZM115 221H117V219L116 220H114L113 222H115ZM121 221V218H120V220L118 221V222H120ZM126 220L124 219V222H125ZM136 221V220H135ZM145 221V220H144ZM143 221V222H144ZM160 221L161 220H158L157 221V223L159 222V224H161L160 223ZM175 221V222H176ZM60 222H62V220H60L59 221V226H60ZM67 222V221H66ZM106 222V221H105ZM113 222H109V223H113ZM133 220L130 222V224H131V226L132 227H129L130 225H127L129 228H131V230H128V231H132L134 228H133V226H135V225H132L133 223ZM138 222V221H137ZM140 222V221H139ZM142 222V223H143ZM147 222V220L145 221V223ZM161 222H163V220L161 221ZM165 222H167V221H165ZM172 222H174V220H172ZM56 223H57V221H56ZM73 223H75V222H73ZM99 223V222H98ZM101 223H102V221H101ZM121 224H124L123 222H120ZM119 223V224H120ZM169 223H171V222H169ZM180 223H181V221H180ZM70 224V223H69ZM105 224V223H104ZM121 224H120V226H121ZM129 224V223H128ZM147 224H149V223H147ZM163 224V223H162ZM70 225H72V224H70ZM69 225V226H70ZM82 225H83V223H82ZM102 225V224H101ZM106 226H107V224H105ZM104 225V226H105ZM113 225H114V223H113ZM113 225H111L114 229H115V225L113 226ZM138 225V224H137ZM144 225V224H143ZM154 225V224H153ZM153 225H152V228H153ZM167 225V224H166ZM177 225V224H176ZM68 226V225H67ZM98 226V225H97ZM97 226H95V227H97ZM111 226H109L110 228H112ZM116 226H118V223H117V225ZM117 227V228H119V229H121V227L123 226H121V227ZM126 225H125V227H127ZM145 226V225H144ZM143 226V227H144ZM147 226V225H146ZM146 226H145V229H146ZM151 226V225H150ZM180 226V225H179ZM182 226V225H181ZM180 226V227H181ZM61 227V226H60ZM71 227V226H70ZM69 227V228H70ZM74 227H76V226H74ZM74 227H73V229H74ZM99 227V226H98ZM98 227H97V229H98ZM108 227V226H107ZM137 227V226H136ZM135 227V229H137ZM159 227V226H158ZM163 227V226H162ZM174 227V226H173ZM178 227V226H177ZM184 227V226H183ZM202 227V226H201ZM234 227V226H233ZM247 227V226H246ZM63 228L64 227H62V230H63ZM72 228V227H71ZM116 228V230H118ZM139 228H140V230H139V236L140 235H142L141 234V232L143 231L141 228L142 227H140V225H139ZM148 228V227H147ZM150 228V227H149ZM148 228V229H149ZM166 228V227H165ZM192 228V227H191ZM204 228V227H203ZM66 229V228H65ZM102 229V228H101ZM101 229L99 230V231H101ZM124 230L126 229V228H123ZM122 229V230H123ZM145 229H144V231L142 232V233H144V232H146V233H148L150 230L152 231V229H150V230H148V232H147V230L145 231ZM171 229H174V228H170V230ZM178 229V228H177ZM246 229V228H245ZM68 230V231H67ZM67 230H66V232H69V229L67 228ZM104 230H105V228H104ZM138 230V229H137ZM165 230H168V229H165ZM221 230V229H220ZM223 230V229H222ZM249 230V229H248ZM251 230V229H250ZM249 230V231H250ZM56 233H58L57 231H56V229L54 230ZM97 231V232H96ZM103 231V230H102ZM101 231V232H102ZM121 231V230H120ZM141 231V232H140ZM171 231H174V230H171ZM54 232V233H55ZM61 232V231H60ZM59 232V233H60ZM65 232V231H64ZM65 232V233H66ZM70 232V233H71ZM100 232V233H101ZM111 232V231H110ZM119 232V231H118ZM122 232V235H125L124 233H123V231H121ZM120 232V233H121ZM134 232V234L136 233V231H133ZM167 232V231H166ZM179 232V231H178ZM222 233V231H219V230H217V229H214L209 223L206 225V228L205 229H203V232L202 233H204L206 236L208 235L209 236V234H211V233ZM229 232H230V230H229ZM54 233H53V235H54ZM55 233V234H56ZM64 233V234H65ZM69 233V234H70ZM131 233V232H130ZM168 233V232H167ZM171 233V232H170ZM224 233V232H223ZM222 233V234H223ZM67 235H69L68 233H66ZM111 234V233H110ZM114 234V233H113ZM126 234H128V233H126ZM153 234V233H152ZM151 234V235H152ZM154 234H155V232H154ZM153 234V235H154ZM173 234V233H172ZM204 234H202V235H204ZM221 234V235H222ZM225 234V233H224ZM232 234V233H231ZM240 234V233H239ZM51 235V234H50ZM108 235H109V233H108ZM121 235V234H120ZM138 235H135L136 237H139ZM146 235H148V234H146ZM146 235H145V237H146ZM150 235V236H151ZM151 236V237H154L155 238V236ZM171 235V234H170ZM174 235V234H173ZM201 235V234H200ZM200 235L198 236V237H200ZM204 235V236H205ZM220 235V236H221ZM233 235V234H232ZM232 235H230V236H232ZM55 236V235H54ZM53 236V237H54ZM58 236L59 235H57V238H58ZM65 235H63L62 237H64ZM116 236V238L118 237L117 235H115ZM143 236H144V234H143ZM150 236H147L148 238H150ZM168 236H169V234H168ZM217 236V235H216ZM225 236H227V235H225ZM236 236V235H235ZM238 236V237H237ZM236 237H237V239L238 238H240V239H243L244 237H242V236H239V235H237ZM49 237H52V236H49ZM52 237V238H53ZM60 238H61V236H59ZM107 237V238H106ZM113 237V236H112ZM124 237H127V236H124ZM135 237V238H136ZM142 237V236H141ZM141 237H139V238H141ZM166 237H167V235H166ZM174 237V236H173ZM202 237V236H201ZM211 237L212 238H214V235L212 234L211 235ZM223 237V236H222ZM221 237V241L223 240V238ZM234 237V236H233ZM247 237V236H246ZM245 237V238H246ZM56 238V237H55ZM119 238V237H118ZM121 238V237H120ZM153 238V239H154ZM160 238V237H159ZM162 238H163V236H162ZM175 238V237H174ZM203 238V237H202ZM207 238V237H206ZM211 238V239H212ZM216 238V237H215ZM217 238H219V237H217ZM229 238H231V237H229ZM229 238H227V239H229ZM235 238V237H234ZM245 238H244V240H245ZM63 239V238H62ZM110 239H111V236H110ZM164 239V238H163ZM177 239V238H176ZM210 239V238H209ZM225 239H226V237H225ZM226 239V240H227ZM236 239V238H235ZM235 239H233V240H235ZM248 239H250L249 237L247 238V240H245V243L246 242H249L248 241ZM54 240L55 239H53L52 241H53V243H54ZM60 240V239H59ZM116 240H118V241H120L119 239H116ZM123 240V239H122ZM156 240H158L157 238H156ZM160 240V239H159ZM162 240V239H161ZM203 240H206L205 238L203 239ZM208 240V239H207ZM214 240H217V239H214ZM219 240V239H218ZM225 240V241H226ZM252 240V239H251ZM52 241H50V242H52ZM58 241V240H57ZM57 241H55V242H57ZM101 241H103L102 243H101ZM109 241V240H108ZM107 241V242H108ZM112 241H114L115 242V240H112ZM126 241V240H125ZM124 241V242H125ZM133 241V240H132ZM198 241H199V239H198ZM200 241H202V239L200 240ZM211 242L213 241V240H210ZM224 241V240H223ZM224 241V242H225ZM238 241H240L241 242V240H238ZM113 242V243H114ZM126 242H128V240L126 241ZM137 242V247H138V240L136 241ZM135 242V243H136ZM140 242H141V240H140ZM154 242V241H153ZM203 242H205V241H203ZM202 242V243H203ZM219 242V241H218ZM233 242V241H232ZM235 242V241H234ZM244 242V241H243ZM251 243H252V241H250ZM53 243L51 244V245H53ZM59 243V242H58ZM61 243V242H60ZM64 243H65V241H64ZM105 243H106V241H105ZM112 243V242H111ZM110 243V244H111ZM117 243V242H116ZM119 243V242H118ZM117 243V244H118ZM123 243V242H122ZM129 243V242H128ZM145 243V247L147 246L146 245V242H144ZM151 243V242H150ZM150 243H148V244H150ZM155 243V242H154ZM200 243V242H199ZM206 243V242H205ZM210 242H208L207 244H209ZM221 243V242H220ZM219 243V244H220ZM228 243V242H227ZM239 243V242H238ZM250 243V244H251ZM61 244H63V243H61ZM140 244V243H139ZM141 244V245H142ZM172 244V243H171ZM213 244H216V241H215V243L213 242ZM219 244H216L218 247H219ZM222 245H223V243H221ZM237 244V243H236ZM249 244V243H248ZM252 244H254V243H252ZM258 244V243H257ZM49 245H50V243H49ZM50 245V246H51ZM55 245V244H54ZM107 246H108V244H106ZM119 245V244H118ZM124 245V244H123ZM123 245H121V246H123ZM140 245V246H141ZM142 245V246H143ZM151 245V244H150ZM153 245V244H152ZM158 245L159 244H156V246H157V248H158ZM167 245V244H166ZM201 245V244H200ZM210 245V244H209ZM216 245H214V247H216V249L218 248ZM222 245H220V247L222 246ZM256 245V244H255ZM254 245V246H255ZM262 245V244H261ZM55 246H57V244L55 245ZM61 246V248H62V245H60ZM106 246V247H107ZM112 246H114V245H112ZM120 246V247H121ZM133 246H135V245H133ZM155 246V245H154ZM161 246V245H160ZM159 246V247H160ZM204 246V245H203ZM205 246H206V244H205ZM224 246H225V244H224ZM228 246H229V244H228ZM230 246H231V244H230ZM235 247H236V245H234ZM242 246V245H241ZM253 246V245H252ZM259 246V245H258ZM257 246V247H258ZM53 247V246H52ZM59 247V246H58ZM64 247V246H63ZM66 247V248H67ZM119 247V246H118ZM117 247V249H120V247L118 248ZM130 247H132V244L130 245ZM149 247V246H148ZM211 247H212V245H211ZM213 247V251H215V248ZM232 247V246H231ZM245 247H247V245L245 246ZM245 247H244V249H245ZM249 247H251V245H249ZM60 248V247H59ZM104 248H105V244H104ZM110 248V247H109ZM112 248V247H111ZM122 248V247H121ZM134 248V247H133ZM139 248V247H138ZM152 248V247H151ZM160 248H162V247H160ZM160 248H158L157 250H159ZM203 248H208L207 246L206 247H203ZM210 248V247H209ZM251 248H253V247H251ZM54 250H55V248H53ZM53 249H51V250H53ZM107 249H108V247H107ZM113 249H115L114 247H113ZM129 249V248H128ZM127 249V250H128ZM153 249H155V248H153ZM167 249V248H166ZM199 249V248H198ZM211 249V248H210ZM236 248H234V250H235ZM239 248L237 247V250H238ZM241 249V248H240ZM239 249V250H240ZM249 249V248H248ZM253 249H255V248H253ZM51 250H49V251H51ZM53 250V251H54ZM61 250H63V248L61 249ZM140 250V249H139ZM141 250H143V249H141ZM152 249H150V251H151ZM156 250V249H155ZM155 250H152L151 251V253L153 252V254H155L157 251H155ZM169 250V249H168ZM204 250V249H203ZM206 250V249H205ZM218 251H219V249H217ZM238 250V251H239ZM255 250H257V248L255 249ZM52 251V252H53ZM65 251H66V249H65ZM115 251H117V250H115ZM135 251H136V247H135ZM144 251V250H143ZM160 251V250H159ZM201 251V250H200ZM207 251V250H206ZM210 251V250H209ZM208 251V252H209ZM218 251H216V252H218ZM222 251V250H221ZM51 252V254H49V256L50 255H52V256H55V254H53ZM61 252V251H60ZM111 252V251H110ZM125 252V251H124ZM126 252H128V251H126ZM130 252H132V251H129L128 252V254L130 253ZM146 252V251H145ZM155 252V253H154ZM163 252V251H162ZM171 252V251H170ZM170 252H169V254H170ZM198 252V251H197ZM210 252H212V249H211V251ZM215 252V253H216ZM237 252V251H236ZM242 252H243V250H242ZM251 252H252V250H251ZM50 253V252H49ZM64 253H66V252H64ZM113 253H114V251H113ZM121 253H122V251H121ZM133 253H134V251H133ZM132 253V254H133ZM150 253V252H149ZM148 253V254H149ZM202 253H204V251H202ZM207 253V252H206ZM221 253V252H220ZM224 253V252H223ZM226 253V252H225ZM58 254V253H57ZM132 254H130L129 256H131ZM143 254V253H142ZM147 254V253H146ZM152 254V255H153ZM157 254H158V252H157ZM160 254H161V251H160ZM166 254V253H165ZM208 255H210L209 253H207ZM212 254V253H211ZM60 255V254H59ZM59 255H57L58 257H59ZM62 256V258H63V252H62V254H61ZM118 255V254H117ZM134 255V254H133ZM140 255V254H139ZM152 255H150V256H152ZM159 255V254H158ZM161 255H163V253L161 254ZM216 255V254H215ZM219 255V254H218ZM223 255H225V254H223ZM222 255V256H223ZM230 255V254H229ZM248 255V254H247ZM121 256V257H120ZM122 256H125V255H119L118 256V258L120 257V258H122ZM136 256H138V253H137V255ZM199 256V255H198ZM203 256V255H202ZM205 256V255H204ZM212 256V255H211ZM210 256V257H211ZM217 256V255H216ZM240 256V255H239ZM115 257V256H114ZM133 257V256H132ZM149 257V256H148ZM154 257V256H153ZM155 257H156V255H155ZM161 257H163V256H161ZM231 257H233V256H231ZM241 257V256H240ZM256 257V256H255ZM51 258V257H50ZM49 258V259H50ZM55 258H57V257H55ZM62 258H59L60 259V262H62L61 261V259ZM130 258V257H129ZM135 258V257H134ZM141 258H143V257H141ZM141 258H140V261H141ZM205 258V257H204ZM209 258V257H208ZM234 258H236V256L234 255ZM234 258H232V259H234ZM244 258V257H243ZM251 258H254V257H251ZM37 259H38V257H37ZM114 259V260H113ZM116 259V260H115ZM123 259V258H122ZM125 259H128V256L125 258ZM124 259V262L126 261ZM131 259V258H130ZM137 260L139 259V256H138V258H136ZM153 259V258H152ZM156 259V258H155ZM154 259V260H155ZM202 259V258H201ZM213 258H211V259H209V260H212ZM215 259H216V257H215ZM219 259V258H218ZM232 259H230L231 260V262H232ZM250 259V258H249ZM129 260V259H128ZM135 260V259H134ZM137 260H136V264H137ZM145 260H146V258H145ZM148 260V259H147ZM149 260H151V259H149ZM148 260V261H149ZM154 260H152V261H154ZM158 260V259H157ZM165 259H163V261H164ZM194 260V259H193ZM204 260V259H203ZM202 260V261H203ZM214 260V259H213ZM221 260V259H220ZM224 260H225V256H224ZM229 260V259H228ZM246 260V259H245ZM264 260V259H263ZM40 261V260H39ZM119 260H117V263H119L118 262ZM147 261V262H148ZM151 261V262H152ZM159 261H160V259H159ZM207 259H206V263H207ZM242 261V260H241ZM250 261H252V260H250ZM256 261V260H255ZM35 262V261H34ZM41 262V261H40ZM40 262H38L39 264H40ZM57 262H59V260L57 261ZM56 262V264H58ZM59 262V263H60ZM62 262V263H63ZM121 262H123L122 260H120V263ZM132 262V261H131ZM139 262V261H138ZM142 262L144 263V261L142 260ZM155 262H156V260H155ZM169 262V261H168ZM173 261H171V263H172ZM201 262V261H200ZM199 262V263H200ZM205 262H204V264H205ZM218 262V261H217ZM223 262V261H222ZM240 262V261H239ZM116 263V264H117ZM119 263V264H120ZM130 263V261L128 262V264ZM134 263V262H133ZM139 263H141V262H139ZM138 263V264H139ZM150 263V262H149ZM190 263V262H189ZM212 263L213 264H215V261H212ZM228 263V262H227ZM250 263V262H249ZM248 263V264H249ZM42 264V263H41ZM49 264V263H48ZM51 264V263H50ZM61 264V263H60ZM123 264V263H122ZM127 264V263H126ZM135 264V263H134ZM142 264V263H141ZM147 264V263H146ZM151 264V263H150ZM153 264V263H152ZM155 264V263H154ZM173 264H176V263H174L173 262ZM178 264V263H177ZM180 264V263H179ZM192 264V263H191ZM196 264V263H195ZM208 264V263H207ZM209 264H211L210 263V261H209ZM233 264V263H232Z\"/></svg>",
	"mask_w": 264,
	"mask_h": 264
},
{
	"label": "crops",
	"instance_id": "obj_3",
	"mask_svg": "<svg viewBox=\"0 0 264 264\" xmlns=\"http://www.w3.org/2000/svg\"><path fill=\"white\" fill-rule=\"evenodd\" d=\"M255 172H257L261 177L262 179L261 184H256L253 187L248 185L246 190H244L241 194H238V197L243 198L244 200L248 199L247 202L244 201L245 203L252 201L250 203L263 205L264 204V168L258 167L256 168Z\"/></svg>",
	"mask_w": 264,
	"mask_h": 264
}]
</instances>
